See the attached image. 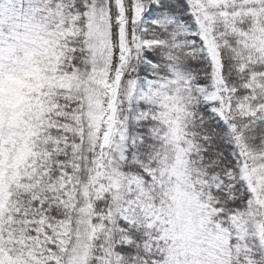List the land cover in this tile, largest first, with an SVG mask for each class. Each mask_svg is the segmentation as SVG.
Returning <instances> with one entry per match:
<instances>
[{"label":"snow or ice","instance_id":"snow-or-ice-1","mask_svg":"<svg viewBox=\"0 0 264 264\" xmlns=\"http://www.w3.org/2000/svg\"><path fill=\"white\" fill-rule=\"evenodd\" d=\"M0 264H264V0H0Z\"/></svg>","mask_w":264,"mask_h":264}]
</instances>
